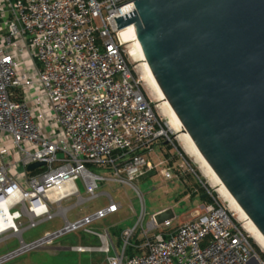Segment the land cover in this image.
Segmentation results:
<instances>
[{
	"label": "built area",
	"instance_id": "2783aa9c",
	"mask_svg": "<svg viewBox=\"0 0 264 264\" xmlns=\"http://www.w3.org/2000/svg\"><path fill=\"white\" fill-rule=\"evenodd\" d=\"M135 9V0H0V198L18 190L10 211L19 213L22 232L55 218L53 205L72 196L81 204L97 199L102 181L135 186L151 169L146 153L159 140L175 145L120 35L116 18ZM38 161L45 164L28 169ZM91 164L114 173L99 174ZM161 173L175 177L171 167ZM67 183L70 190L52 195ZM206 189L213 201L205 214L171 233L158 231L157 214L144 226V208L118 244L110 227H92L120 210L110 196L106 206L75 221L65 217L60 235L85 231L98 244L73 249L102 253L107 264H264L245 220L214 187ZM139 226L146 241L133 245Z\"/></svg>",
	"mask_w": 264,
	"mask_h": 264
},
{
	"label": "water",
	"instance_id": "95a60500",
	"mask_svg": "<svg viewBox=\"0 0 264 264\" xmlns=\"http://www.w3.org/2000/svg\"><path fill=\"white\" fill-rule=\"evenodd\" d=\"M135 7L115 17L119 29L132 24L184 131L264 235V0H135Z\"/></svg>",
	"mask_w": 264,
	"mask_h": 264
},
{
	"label": "rangeland",
	"instance_id": "374dc122",
	"mask_svg": "<svg viewBox=\"0 0 264 264\" xmlns=\"http://www.w3.org/2000/svg\"><path fill=\"white\" fill-rule=\"evenodd\" d=\"M133 44L134 41L130 44L128 43L127 49L129 50V45L133 48ZM129 59L136 78L141 80L143 89L154 103L156 114L166 126L172 139L187 156L188 163L183 161V167H185L189 175H193V183H196L195 185H198L197 187H203L206 191V186L211 189L214 187V194L217 195V198L225 206L230 207L235 211L238 217L241 218L231 200H228L223 193L219 192L220 187L216 186L218 184L212 179L206 165L195 153L192 152L189 143L184 138L185 136L173 121L170 110L151 83L144 61H142L141 58L135 59L131 56ZM169 145L174 148V151L178 149V147L173 144L169 143ZM89 168L92 171L103 175L111 176L114 173V170L112 169L103 170V168L94 164L89 165ZM162 168H160L156 174L152 175L153 179L151 180L149 179V176L143 177V175L139 177L134 181L135 186L115 181H102L99 183L98 189V192L102 194L97 199L90 201L89 203L81 204L78 197L72 196L59 205H53V212L58 214L55 218L46 220L37 227L27 229L22 233L9 231L2 234L0 238V259L1 257L15 251H18L17 253L19 254L14 255L7 260L0 261V264H107L105 261V255L102 253H80L73 249L78 245L98 244L97 239L88 236L83 230L62 234L45 243L40 242L37 246L27 249H23V242L30 244L38 241L46 235L61 230L65 225V217L70 221H75L88 212L106 206L109 202L110 196L116 202L122 203L123 207H121L116 214L96 222L92 227L96 229L111 227L115 239L118 236L120 237V234L124 229L134 227L140 222L144 208V226H146L151 220L154 212L162 209H165V214L164 212L157 214L159 215L158 221H160L159 219L162 220L158 230L167 232L170 230L171 226L175 227L180 223L188 221L193 217L190 209H192L194 204L196 205V209L200 208L199 205L201 202L199 201V197L196 196L193 199L188 197L186 198L185 204H181L182 201L178 199L183 190H191L193 183L192 181H189L188 183L183 181L184 186H182L178 180L167 179L162 173H160ZM196 171H198L199 174H197ZM158 173L159 175H157ZM176 184L178 186H176ZM78 185L82 195L85 196L86 192L81 180L78 181ZM188 210L190 211L187 212ZM172 214L175 218L173 217L174 219H172L171 222L164 223L165 217ZM26 220L27 217L23 219V222L27 223ZM243 224L254 246H256L259 252L264 254V248L258 243L256 238H254L250 225L248 223L245 225V222H243ZM145 241L146 237L143 233L142 227L139 226L137 234L132 240V244H141ZM18 249H20V251Z\"/></svg>",
	"mask_w": 264,
	"mask_h": 264
},
{
	"label": "crops",
	"instance_id": "0c3cea01",
	"mask_svg": "<svg viewBox=\"0 0 264 264\" xmlns=\"http://www.w3.org/2000/svg\"><path fill=\"white\" fill-rule=\"evenodd\" d=\"M146 156L148 158V163H149V166L151 167V169H149V171H147L146 175H144L143 177L149 176V179L151 180V179H153L152 175L156 174L160 168L171 167V168H173L174 173H175V177L173 179L178 180V182H180L182 186H184L183 181H185L186 183H188L189 181L190 182L192 181V183H193L194 177H193V175H189V173L186 171L185 167H183L184 166L183 165V159L180 157L178 149H176L174 151V148L173 147L170 148L168 142H166L164 140H159L153 146V149L150 152L146 153ZM100 168H103V170H111V169L113 170V168H111L110 166H100ZM157 175H159V173ZM109 182H114V180H110ZM195 184L196 183H193V187H191V190H187V189L183 190V192L180 194V198L178 199V200L182 201L181 204H185L186 198L189 197V198L193 199L196 196L199 197V201L201 202V204L199 205L200 208L196 209L195 208L196 205L194 204L192 209H190L191 211L190 210L187 211V212L190 211L191 215L193 216L188 221L195 220V219L203 216L205 214L204 207L210 203V202L205 200V198L208 196V195L207 196L205 195L207 193V191H204L202 189L203 187H197L198 185H195ZM176 186H178V185L176 184ZM120 205H121V207H123L122 203H120ZM161 212H164V214H165V209L156 211L153 214H158ZM187 214H189V213H187ZM157 217L159 218V215H157ZM173 217L175 218V216L173 214L167 215L164 219V221H165L164 223L171 222L172 219H174ZM159 220H160L159 223H161L162 220L161 219H159ZM188 221H185V222H188ZM185 222H183V223H185ZM183 223H180V224L176 225L175 227L171 226L170 230L167 232L162 231V230H158V231L164 232V233H171L172 231H174L177 227H179ZM111 230H112V228H111ZM112 234H113V232H112ZM113 236H114V234H113ZM115 240L118 242V244L121 243L119 236Z\"/></svg>",
	"mask_w": 264,
	"mask_h": 264
},
{
	"label": "bare ground",
	"instance_id": "6f19581e",
	"mask_svg": "<svg viewBox=\"0 0 264 264\" xmlns=\"http://www.w3.org/2000/svg\"><path fill=\"white\" fill-rule=\"evenodd\" d=\"M120 35H121V38L127 44L128 43L130 44L132 41H134L133 48H131L130 45H129V54H130V56L133 57V58H135V59L136 58H138V59L141 58V60L144 61V64L146 66V70L148 72V75H149V78L151 80V83L153 84L155 90L158 92L159 96L165 102V104L167 105L168 109L170 110L171 115L173 117V121L175 122V124L178 127V129L185 136L184 138L189 143L192 152L195 153L203 161V163L208 168L207 170L210 172V174L212 176V179H214V181L217 182L218 185H216V186H219L220 187L219 188V192L223 193L228 200H231V202L233 203V205L236 207L235 208L236 211L240 214L241 218H243L245 220V225H247V223L250 225V227L252 228V232H253L254 238H256V240L258 241V243L264 248V235L258 230V228L255 226V224L252 222V220L249 218V216L244 212V210L234 200V198L231 196V194L229 193V191L227 190V188L224 186V184L222 183V181L213 172V170L208 166V164L206 163L205 159L202 157V155L196 149L195 145L193 144V142L190 139V137L188 136V134L184 131V128L182 127L181 123L179 122L178 118L176 117L175 113L173 112V110H172V108H171L168 100L166 99V97H165L164 93L162 92L160 86L158 85L157 81L153 77L152 73L149 71V69H148V67H147V65L145 63V60L142 58V55L140 54V50H139L137 44L135 43V39H134V35H133V27H132V24L129 25V26H127V27H125V28H123L120 31ZM70 188H71V184L70 183H67L65 185L59 186V187H57V188H55L53 190L52 195L57 197V196H59L61 194H64L66 191L70 190ZM9 212L12 213L10 211V208H9ZM9 231H13L14 233H22V231L19 228L18 223H17V221L15 219L13 220V226L8 227L6 230L0 232V235L4 234L6 232H9ZM38 244H40V242ZM38 244H26V243L23 242V249H27V248H30V247H34V246H37Z\"/></svg>",
	"mask_w": 264,
	"mask_h": 264
},
{
	"label": "clouds",
	"instance_id": "9594fccd",
	"mask_svg": "<svg viewBox=\"0 0 264 264\" xmlns=\"http://www.w3.org/2000/svg\"><path fill=\"white\" fill-rule=\"evenodd\" d=\"M17 191L10 189L7 199L0 198V232L13 226V220L19 216V213L12 214L9 212V208L17 202Z\"/></svg>",
	"mask_w": 264,
	"mask_h": 264
},
{
	"label": "trees",
	"instance_id": "16d2710c",
	"mask_svg": "<svg viewBox=\"0 0 264 264\" xmlns=\"http://www.w3.org/2000/svg\"><path fill=\"white\" fill-rule=\"evenodd\" d=\"M174 143H175V145L174 146H177L178 147V145L176 144V142L174 141ZM170 146V148L172 147L171 145H169ZM178 150L180 151V152H182L184 155H185V153L182 151V149L181 148H179L178 147ZM185 157L187 158V156L185 155ZM195 169V168H194ZM197 172V174H199V172L198 171H196ZM204 191H206L204 188H202ZM205 200L206 201H208V202H212L213 201V199H212V196H210V195H208L206 198H205ZM97 242H98V240H97ZM254 245V244H253ZM255 247V249H256V251L262 256V258L264 259V254L263 253H261V252H259V250H257V248H256V246H254ZM134 249H132V248H130L129 249V254H134Z\"/></svg>",
	"mask_w": 264,
	"mask_h": 264
}]
</instances>
